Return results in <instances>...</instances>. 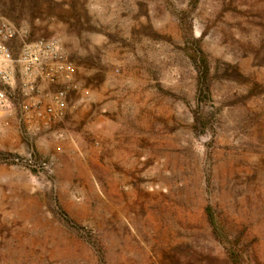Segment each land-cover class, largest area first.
<instances>
[{"label": "rangeland", "instance_id": "obj_1", "mask_svg": "<svg viewBox=\"0 0 264 264\" xmlns=\"http://www.w3.org/2000/svg\"><path fill=\"white\" fill-rule=\"evenodd\" d=\"M0 10L87 89L69 137L0 135L56 161L51 190L0 165V264H264V0Z\"/></svg>", "mask_w": 264, "mask_h": 264}, {"label": "built area", "instance_id": "obj_2", "mask_svg": "<svg viewBox=\"0 0 264 264\" xmlns=\"http://www.w3.org/2000/svg\"><path fill=\"white\" fill-rule=\"evenodd\" d=\"M0 10V135L14 123L23 137L39 138L60 121L73 95H85L76 66L57 33L31 38ZM0 165L26 173L32 183L56 187V161L34 148L0 152Z\"/></svg>", "mask_w": 264, "mask_h": 264}, {"label": "crops", "instance_id": "obj_3", "mask_svg": "<svg viewBox=\"0 0 264 264\" xmlns=\"http://www.w3.org/2000/svg\"><path fill=\"white\" fill-rule=\"evenodd\" d=\"M77 72V71H76ZM76 80H77V75H76ZM78 85L81 87V89H84V90H87L86 88L83 87V85H81L78 81H77ZM81 96L83 97V95L81 94ZM80 102V101H79ZM74 104V106H73ZM80 103L78 102H74V101H71V100H68V103H67V109H66V112H65V116L60 120L58 121L57 123H55L51 129L47 130L44 134V138H63V137H69L72 133V131H70V128H68L67 125H61V123L63 121H65L66 119H69V117H71V109L75 108L76 106H78ZM73 106V107H72ZM69 121V120H67ZM60 124V126L58 125ZM20 133V128H14V129H11L8 131V136H16L18 137Z\"/></svg>", "mask_w": 264, "mask_h": 264}]
</instances>
